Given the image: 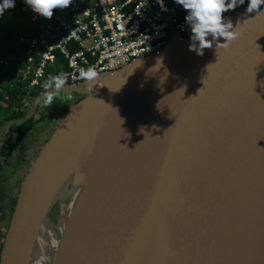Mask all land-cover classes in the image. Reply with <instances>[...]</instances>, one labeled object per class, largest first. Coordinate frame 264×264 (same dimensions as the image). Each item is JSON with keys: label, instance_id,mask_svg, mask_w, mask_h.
Here are the masks:
<instances>
[{"label": "water", "instance_id": "95a60500", "mask_svg": "<svg viewBox=\"0 0 264 264\" xmlns=\"http://www.w3.org/2000/svg\"><path fill=\"white\" fill-rule=\"evenodd\" d=\"M244 9L223 14L239 32L228 49L174 38L65 85L82 97L20 183L0 264H36L61 205L48 264H264V12Z\"/></svg>", "mask_w": 264, "mask_h": 264}, {"label": "built area", "instance_id": "2783aa9c", "mask_svg": "<svg viewBox=\"0 0 264 264\" xmlns=\"http://www.w3.org/2000/svg\"><path fill=\"white\" fill-rule=\"evenodd\" d=\"M164 2L168 11H161L156 0H73L67 8L54 9L51 19L33 13L37 35H21L17 41V53L25 59L22 70L32 76L29 86L39 85L58 56L66 80L73 83L81 80L80 67L112 72L159 51L171 39L189 37L183 9L172 0Z\"/></svg>", "mask_w": 264, "mask_h": 264}, {"label": "clouds", "instance_id": "9594fccd", "mask_svg": "<svg viewBox=\"0 0 264 264\" xmlns=\"http://www.w3.org/2000/svg\"><path fill=\"white\" fill-rule=\"evenodd\" d=\"M34 14L51 19L53 10L67 8L73 0H22ZM161 11H168L164 0H156ZM172 3L183 9V24L189 32V50L197 55H203L205 48L228 49L233 41L238 39L239 32L232 21L223 14L241 5H246L244 11L248 14L264 12V0H172ZM16 0H0V16L6 10L15 7ZM149 38L147 37V40ZM79 78L92 82L98 77L94 67H80ZM66 85V76L63 73L51 75L43 83L45 90L41 95L43 107L52 105L55 98Z\"/></svg>", "mask_w": 264, "mask_h": 264}, {"label": "flooded vegetation", "instance_id": "af4514ba", "mask_svg": "<svg viewBox=\"0 0 264 264\" xmlns=\"http://www.w3.org/2000/svg\"><path fill=\"white\" fill-rule=\"evenodd\" d=\"M27 88L36 90V87H30L29 84ZM42 93L31 97L28 93L18 91L12 94V96L16 95V98L10 99L22 112L15 118H23L28 111H32L24 122L9 124L0 134V186L3 188V194L0 195V232L7 230L12 214L11 204L13 200L15 204L20 183L28 172L26 168L31 166L44 142L65 116L69 107L82 97L73 93L67 97L58 96L48 107H43L41 102L33 106L34 98ZM6 95L3 97L8 98ZM8 182H10L9 187ZM3 239L4 237L0 238V251Z\"/></svg>", "mask_w": 264, "mask_h": 264}, {"label": "trees", "instance_id": "16d2710c", "mask_svg": "<svg viewBox=\"0 0 264 264\" xmlns=\"http://www.w3.org/2000/svg\"><path fill=\"white\" fill-rule=\"evenodd\" d=\"M246 5H241L240 7H245ZM239 8V7H238ZM237 9V8H236ZM233 11V10H232ZM34 14L23 4L22 0H16L15 7L0 16V50L1 56L3 59H16L14 64L22 63L24 60L23 57H19L17 50H20L17 46L18 38L21 35L36 36L37 29L34 26ZM18 47V49H17ZM62 58L57 57V61L53 67L46 69L43 78L40 80L39 85L36 86V90H29L27 85L30 83L32 76L29 73H24L23 70L20 72L16 67L10 68L7 72L3 69V66L0 65V126L11 119H14L17 116L22 114L21 111L13 105L10 99H15L16 95L12 96L18 91L23 92L24 94H30L31 97H35L37 93L44 92L43 83L51 75L58 73H63L66 70V66H62ZM13 65V64H12ZM9 79L8 85L4 82V79ZM24 83V84H23ZM70 82L66 80V84ZM7 94L8 98L3 97ZM6 95V96H7ZM25 129V127H24ZM3 188L0 186V195L3 194ZM14 200L11 204V212L13 211ZM5 232H0V238H3ZM56 251H53L49 255V260L54 259Z\"/></svg>", "mask_w": 264, "mask_h": 264}, {"label": "rangeland", "instance_id": "374dc122", "mask_svg": "<svg viewBox=\"0 0 264 264\" xmlns=\"http://www.w3.org/2000/svg\"><path fill=\"white\" fill-rule=\"evenodd\" d=\"M1 52V50H0ZM1 56V53H0ZM19 57H22L19 55ZM3 58H0V60ZM5 60V59H4ZM16 59L12 60H8L7 64L4 63H0V65L3 66V69L7 72V70H10V68L16 67V69H18L20 72L22 71V69L25 66V59L22 61V63H17V65L14 64ZM13 64V65H12ZM5 80V84L8 85V81L6 78ZM83 80L77 81V82H73V83H69L70 85H80L85 87L87 85L86 81L82 82ZM10 82V81H9ZM31 90V89H29ZM76 94L75 92H60L58 96H62V97H67L71 94ZM63 119V118H62ZM61 119V120H62ZM51 135V134H50ZM30 168V165L26 168V170L28 171ZM10 185V182H8V187ZM66 208V209H65ZM67 211H68V207H63V205L56 207L55 209H53L48 217V224L46 223L43 228H42V236L44 238V241H46V245H43L40 247L39 249V244L36 245L35 247V257L44 253L45 255L48 256V259L44 262L45 264H48L50 262L49 260V255L52 254L53 251L56 250V245H58L63 229H64V225L66 222V217H67Z\"/></svg>", "mask_w": 264, "mask_h": 264}, {"label": "bare ground", "instance_id": "6f19581e", "mask_svg": "<svg viewBox=\"0 0 264 264\" xmlns=\"http://www.w3.org/2000/svg\"><path fill=\"white\" fill-rule=\"evenodd\" d=\"M41 246H42V243L39 244V249H40ZM36 258L37 259H36L35 263L36 264H41V263H44L48 259V256L45 255L44 253H42V254L36 256Z\"/></svg>", "mask_w": 264, "mask_h": 264}]
</instances>
